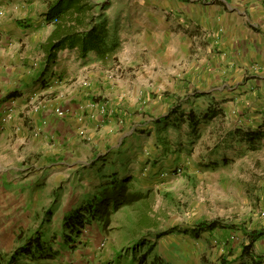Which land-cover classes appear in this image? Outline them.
Returning <instances> with one entry per match:
<instances>
[{"label":"rangeland","instance_id":"rangeland-1","mask_svg":"<svg viewBox=\"0 0 264 264\" xmlns=\"http://www.w3.org/2000/svg\"><path fill=\"white\" fill-rule=\"evenodd\" d=\"M107 1H110L105 11L109 26L118 22L122 40L118 52L122 62L110 61L114 67L112 75L121 72L127 75L125 72H132L134 66L146 68L150 65V56L134 53L133 47L137 46L145 30V41L151 42L152 32L159 28L168 41L174 35L170 32L178 27L174 25L173 7L166 5L164 0H161L164 5L158 0ZM159 5L163 7L158 8ZM178 39L183 42L180 50L164 63L175 67L176 83L191 69L199 71L205 64L208 67L215 65L210 57H203L205 53L199 48L205 46L204 43L199 40L185 43L184 35ZM130 50L135 56L132 60L128 58ZM86 61L88 64L93 59ZM118 64L123 68L116 70ZM198 76L193 74L189 78L197 84ZM161 86L152 87L150 94L156 97L173 90L168 84ZM212 86L216 84L212 83ZM147 106V103L134 106L127 102L123 107L124 112L131 114L127 115L126 128L137 124L140 127L141 123L147 127L142 130L143 138L130 141L131 146H139L136 157L131 159L116 154L108 164L110 166L100 167L97 172L100 178L103 173L107 175L105 181L108 182L114 178L115 163L121 162L118 176H130L131 190L144 197L115 211L109 208L106 216L87 222L75 241L68 242L64 236L67 216L63 215V210L81 204L80 210L94 194L98 198L103 194V185L92 184L93 176L85 171L79 175V171L98 160L91 163L90 156L86 159L79 155L80 160L66 153L56 154V148L52 147L48 148V153L33 152L27 139L22 141V136L17 137L16 128L13 135L0 139V261H12L23 243L43 235V249L58 253L55 259L33 261L30 255L20 253L13 264H151L154 256H160L170 264H219L218 259L228 253L229 246L238 249L229 255L230 264H254L241 255L239 247L248 242L243 231L219 228L203 232L199 237L188 231L198 222L213 220L244 226L248 230L264 228V141L255 147L247 146L245 141H236L227 135L224 129L227 125L223 121L209 126L200 123L198 135H192L191 127L185 122L178 125L167 122L166 128H157L156 121L169 115L170 109L164 113L162 110L161 115L149 116ZM195 110L201 113L200 107ZM122 116L126 117L125 114ZM123 119L119 123L126 121ZM160 136L171 139L175 152L165 155L159 146L156 150ZM107 156L100 155V158L107 161ZM84 187H89L90 192L81 193ZM78 199H82V203H78ZM47 217H50L49 223H45ZM172 228L177 231L156 239L158 233ZM153 244L148 259L139 261ZM254 250L255 254L262 255L264 264V240L258 242Z\"/></svg>","mask_w":264,"mask_h":264},{"label":"crops","instance_id":"crops-1","mask_svg":"<svg viewBox=\"0 0 264 264\" xmlns=\"http://www.w3.org/2000/svg\"><path fill=\"white\" fill-rule=\"evenodd\" d=\"M51 1L0 0V139L13 135L16 128L17 137L27 139L33 152L48 153L52 147L56 154L66 153L74 159H80L79 155L86 159L90 156L91 163L97 159L79 175L85 171L93 176V185L101 186L107 175L103 173L100 178L98 169L110 166L116 154L136 157L139 146H131L130 141L143 138L142 130L147 128L142 123L140 127H125L127 115H131L123 109L127 102L134 106L147 103L149 116L180 104L185 111L200 107L202 113L213 105L216 116L204 126L223 121L227 135L236 141L239 136L253 137L245 140L249 147L264 141V0H164L173 7L174 25L178 26L170 32L174 37L167 41L159 28L152 32L150 42L145 41L146 30L142 31L134 53H148L150 65L142 69L134 66L132 72H125L127 75L121 72L115 76L110 61L122 62L120 54L117 61H103L90 54L87 58L93 61L85 64L87 58L64 49L47 66L44 44L53 25L46 20L45 12ZM181 35L185 43H204L199 49L215 65L205 64L199 71L191 69L176 83L175 67L164 63L180 50ZM129 52L132 60L135 56ZM119 68L123 66L116 65V70ZM193 74H199V83L189 78ZM157 84H168L173 90L155 97L150 90ZM99 104H105L108 111L101 113ZM57 107L66 115L58 116ZM122 118L126 121L119 123ZM100 155H108L107 161ZM115 164L118 173L122 163ZM88 189L84 187L81 193H89ZM78 201L82 203V199ZM80 205L63 210V215L79 212Z\"/></svg>","mask_w":264,"mask_h":264},{"label":"trees","instance_id":"trees-1","mask_svg":"<svg viewBox=\"0 0 264 264\" xmlns=\"http://www.w3.org/2000/svg\"><path fill=\"white\" fill-rule=\"evenodd\" d=\"M109 4L110 1L107 0L51 1L45 12L46 20L53 25V30L44 44L47 66L55 62L58 53L64 49L75 51L78 56L83 59L87 58L90 54H95L100 56L103 61H107L110 58H112V60H117V54L121 49L122 40L119 37L118 22L116 21L113 27L109 26V19L105 12ZM216 113L213 105H210L207 111L198 113L193 107H191L189 111H185L180 104L170 108V114L157 120L155 127L166 128L165 125L167 122L169 124L172 122L176 125H178L179 122H185L191 127L192 135H198L197 128L200 123L210 122L216 116ZM237 140L241 142L254 139L253 137L244 138L239 136ZM157 142L159 143V147L162 148V152L164 150L163 154L169 155V153L175 152L171 139L160 136ZM118 175L117 172L112 174L114 178L103 184L105 188L103 194L99 193V195L101 194L99 198L95 194L94 198L88 201V207H82L79 212L67 216L64 221V236L68 239V242L75 241L76 238H79L83 230L82 227L86 225L87 222L106 216L109 213V208L115 211L122 206L131 205L137 199L144 197L131 190L132 184L130 183V176L125 175L119 177ZM49 218L50 217H47L45 219V223L50 222ZM219 228L232 232L235 230L243 231L248 242L243 243L242 246L239 247L242 257L254 264H262V255L255 254L254 250L257 243L264 240V228L262 227L248 230L244 228V226L226 223L222 220H213L209 222H198L195 227L188 232L194 237H199L203 232L214 231ZM176 231L177 229L175 228L162 231L156 235V239ZM67 232H69V235H67ZM42 237L43 235H37L34 239L30 238L20 246L21 249L15 252L12 261L6 259L0 261V264H13L16 261L15 258L18 257L20 253L30 255L33 261H38L40 259H55L58 253L50 249H43L44 241ZM41 246L43 247L41 248ZM154 246V244L151 245L146 252L139 257V261H146L154 249ZM228 248V253L226 255H221L218 259L219 264H230L228 259L229 255H233L238 250L232 246ZM132 251L133 254L136 255L135 250L133 249ZM38 254L40 255L38 256ZM151 264L170 263L165 262L160 256H154Z\"/></svg>","mask_w":264,"mask_h":264},{"label":"built area","instance_id":"built-area-1","mask_svg":"<svg viewBox=\"0 0 264 264\" xmlns=\"http://www.w3.org/2000/svg\"><path fill=\"white\" fill-rule=\"evenodd\" d=\"M98 107H99V111L101 112V113H106L107 111H108V107L105 105V104H102V105H98ZM55 112H56V114L58 115V116H60V117H62V116H65L66 115V111L64 110V109H61V108H59V107H57L56 109H55ZM123 122V121H122Z\"/></svg>","mask_w":264,"mask_h":264}]
</instances>
